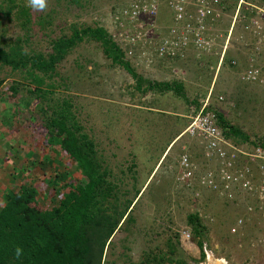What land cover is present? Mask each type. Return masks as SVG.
I'll return each mask as SVG.
<instances>
[{
  "label": "rangeland",
  "instance_id": "obj_1",
  "mask_svg": "<svg viewBox=\"0 0 264 264\" xmlns=\"http://www.w3.org/2000/svg\"><path fill=\"white\" fill-rule=\"evenodd\" d=\"M133 1L46 0L47 7L40 11L29 7L28 0H0V47L19 39L25 53L46 56L53 53L57 38L72 37L87 26L103 28L115 40L120 29H133L116 19V13ZM222 1L216 44L210 51L190 48L174 60L157 59L147 44L131 46L120 39L124 59L143 81H179L184 97L168 89H148L145 81L137 84L104 54L100 41L88 36L77 39L56 63L52 77L46 79L53 87L43 101L28 91L34 85L24 69L12 70L0 63V206L4 192L21 190L24 184L35 191L32 204L51 209L59 204L63 188L81 182L60 146L47 142L38 109L42 102L70 97L72 110L113 185L117 200L114 195L107 200L118 204L117 209L132 201L120 231L108 242L105 261L138 264L146 253L160 256L174 244L172 260L183 257L197 264L206 261V253L199 258L196 241L201 240L203 252L226 264H264L263 219L254 207L247 209L258 204L257 199L239 190L229 198L198 185V177L215 164L205 157L199 140L184 133L197 103L201 106L207 100L226 124L246 135L232 134L229 142L248 150L251 142L264 138V19L259 34L242 30L237 21L229 33L237 0ZM246 1L264 9V0ZM254 9L250 15H255ZM158 10L155 24L162 32L170 23V9L162 1ZM147 22L141 19L143 26ZM223 45L225 54L220 58ZM250 67L258 68L257 80L242 78ZM184 152L195 164L194 178L188 182L179 178ZM190 213H197L203 224L197 235L187 223ZM186 232L189 239L183 241Z\"/></svg>",
  "mask_w": 264,
  "mask_h": 264
},
{
  "label": "trees",
  "instance_id": "obj_2",
  "mask_svg": "<svg viewBox=\"0 0 264 264\" xmlns=\"http://www.w3.org/2000/svg\"><path fill=\"white\" fill-rule=\"evenodd\" d=\"M10 9L11 6L8 5L7 11ZM19 12L27 15L26 10L20 9ZM29 21L27 16L26 22ZM72 35L69 38H57L53 53L46 56L25 53L17 39L12 45H7V48L0 47V63L9 65L12 70L24 69L26 77L34 85L28 91L36 93L43 101L53 87V83L46 79L52 77L56 63L77 39L88 36L100 41L104 54L113 63L120 64L137 84L143 81L128 60L124 59V51L119 43L112 40L103 28L87 26L74 31ZM145 82L148 89H168L183 97L185 95L179 81ZM199 107L200 104L197 103L196 110ZM72 108L71 98L62 97L42 102L38 109L42 125L46 129L47 142L60 146V153L73 162V168L79 173L81 182L75 186L68 184L67 188H63L65 191L59 204L47 210L32 204L35 191L24 187V184L21 190L3 193L4 201L0 206V264H112L104 259L106 248L110 238L121 228L120 221L132 201H127L121 209H117L118 204L110 205L111 202L107 199L114 195L111 192L113 185L106 178L107 171L102 169L95 156L93 141L83 132V126ZM206 109H211V106ZM214 113L226 138H231L232 134L246 138L237 127L226 124L221 114L216 111ZM251 144L264 148V138ZM113 198L114 201L117 200L115 195ZM187 223L194 235L203 228L197 213L188 214ZM196 245L200 248L199 258H203L202 241L197 240ZM169 246V252L160 256L146 253L144 260L138 264L173 261L175 264H190L183 257L172 260L169 255L176 248L174 244ZM18 248L19 255L16 253ZM165 254L168 256H164Z\"/></svg>",
  "mask_w": 264,
  "mask_h": 264
},
{
  "label": "built area",
  "instance_id": "obj_3",
  "mask_svg": "<svg viewBox=\"0 0 264 264\" xmlns=\"http://www.w3.org/2000/svg\"><path fill=\"white\" fill-rule=\"evenodd\" d=\"M162 1L165 2L168 10L170 9L167 17L170 23L160 32L155 19ZM223 8L222 0H134L129 6L116 13L117 20H125L133 26V29L131 31L120 29L114 38L120 45V39L129 41L131 46L147 44L152 50L153 57L157 59L174 60L183 56V53L190 48L198 52H207L216 44L218 34L215 26ZM253 9L255 15H250L249 12ZM143 17L148 20L144 26L141 23ZM263 19V8L246 0H237L229 33L237 21L242 30L259 34L262 31ZM225 48L226 46L223 45L220 58L224 57ZM147 62L151 63V59ZM232 63L235 61L232 60ZM242 78L257 80L258 68L246 69L242 72ZM207 106L209 104L206 100L190 116L184 129V133L188 136L199 140L205 157L215 164L213 168L205 169L198 177L197 184L229 198L232 197V192L238 190L247 192L256 198L258 203L247 205V209L252 210L254 207L258 210L264 227V148L252 146L247 150L229 142L217 123L214 110L206 109ZM242 159L246 160L244 164H241ZM179 166L181 168L179 178L182 181L188 182L194 178L195 164L188 158L187 153L181 154ZM238 222L241 220L239 219ZM234 230L235 228L232 229ZM182 237L188 240L189 233H183Z\"/></svg>",
  "mask_w": 264,
  "mask_h": 264
},
{
  "label": "clouds",
  "instance_id": "obj_4",
  "mask_svg": "<svg viewBox=\"0 0 264 264\" xmlns=\"http://www.w3.org/2000/svg\"><path fill=\"white\" fill-rule=\"evenodd\" d=\"M29 2V7L35 9V10H40L43 11L47 7V2L46 0H28ZM17 255L20 254V249L18 248L16 250Z\"/></svg>",
  "mask_w": 264,
  "mask_h": 264
},
{
  "label": "bare ground",
  "instance_id": "obj_5",
  "mask_svg": "<svg viewBox=\"0 0 264 264\" xmlns=\"http://www.w3.org/2000/svg\"><path fill=\"white\" fill-rule=\"evenodd\" d=\"M208 259H210V264H226L224 259H220V258L215 259L211 256H209Z\"/></svg>",
  "mask_w": 264,
  "mask_h": 264
},
{
  "label": "crops",
  "instance_id": "obj_6",
  "mask_svg": "<svg viewBox=\"0 0 264 264\" xmlns=\"http://www.w3.org/2000/svg\"><path fill=\"white\" fill-rule=\"evenodd\" d=\"M235 8V7H234ZM118 231H120V230H118ZM181 240H186L185 238H183L182 236H181ZM204 253H206V261H202V262H199L200 264H210V259H208V257L209 256H207V252L206 251H204ZM210 255V254H209ZM212 257V256H211ZM214 258V257H213ZM216 259V258H215ZM199 263H197V264H199Z\"/></svg>",
  "mask_w": 264,
  "mask_h": 264
},
{
  "label": "water",
  "instance_id": "obj_7",
  "mask_svg": "<svg viewBox=\"0 0 264 264\" xmlns=\"http://www.w3.org/2000/svg\"><path fill=\"white\" fill-rule=\"evenodd\" d=\"M210 256V255H209Z\"/></svg>",
  "mask_w": 264,
  "mask_h": 264
}]
</instances>
